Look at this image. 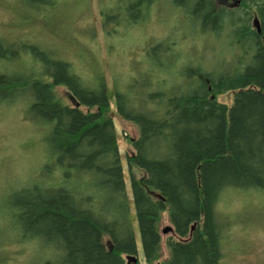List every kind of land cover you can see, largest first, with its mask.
<instances>
[{"label":"trees","instance_id":"trees-1","mask_svg":"<svg viewBox=\"0 0 264 264\" xmlns=\"http://www.w3.org/2000/svg\"><path fill=\"white\" fill-rule=\"evenodd\" d=\"M20 1L34 10L58 2ZM100 1L102 28L111 34L148 21L158 2ZM218 1L172 3L187 11L196 28L191 36L212 32L228 40L235 52L226 62L209 70L202 61L190 64L183 57L190 37L182 35L177 50L176 42L165 48L173 60L166 52L160 68L148 65L130 83H114L112 92L101 72L93 83L53 50L0 38V105L46 129L43 160L0 209V231L32 245L30 264H221L234 223L219 220L228 215L218 205L231 194L264 191V0H239L236 8ZM21 52L34 58L27 73L5 64ZM155 69L163 74L155 77ZM112 98L117 117L137 130L125 152L130 199ZM163 213L173 228L166 257L158 227Z\"/></svg>","mask_w":264,"mask_h":264},{"label":"rangeland","instance_id":"rangeland-1","mask_svg":"<svg viewBox=\"0 0 264 264\" xmlns=\"http://www.w3.org/2000/svg\"><path fill=\"white\" fill-rule=\"evenodd\" d=\"M102 5L100 0H58L53 7L43 5L40 10H34L20 0H0V38L12 43L36 44L49 52L53 50L84 77H90L93 83L99 76L97 72H101L111 92L114 83L125 85L132 75L139 76L142 71L145 72L148 65L155 64L160 68L168 56L166 52L169 55L174 52L165 48L168 44L172 47L171 42H176L173 48L177 50L182 35H189L188 42L191 41L184 44L189 47V52L183 57L189 59L190 64L202 61L206 70L219 68L223 57L227 59L235 52L220 33L191 36L196 28L190 23L187 11L172 0H158L154 6L155 14L148 21H139L130 28L123 24L112 34L102 28L99 17ZM32 59L29 52H21L5 64L9 67L15 65L22 69L16 71L27 73ZM151 73L155 77L163 74L158 69ZM170 81L174 80L171 78ZM55 91L63 101H69L63 88L57 87ZM110 113L130 199L125 152L131 150L129 139L136 137L137 130L131 123L117 117L113 98L110 99ZM45 130V127L23 119L16 108L0 105V209L11 189L25 185L26 177L43 160L45 144L42 137ZM218 209L220 215H228L219 218L223 224L230 226L234 223L229 228L230 233L228 231L225 235L226 254L221 264H264V191H252L250 195L231 194L218 205ZM133 214L131 204V217ZM133 224L137 252L144 262L137 224ZM170 225L166 213H163L158 227L164 257L167 256L165 240L171 233H162V229ZM10 239L8 232L0 231V264H30L33 259L32 245L14 243Z\"/></svg>","mask_w":264,"mask_h":264},{"label":"water","instance_id":"water-1","mask_svg":"<svg viewBox=\"0 0 264 264\" xmlns=\"http://www.w3.org/2000/svg\"><path fill=\"white\" fill-rule=\"evenodd\" d=\"M234 3H235V5H237L239 3V0H235ZM251 25L256 30L257 33L261 32L259 20L256 16L253 17ZM263 46H264V37H263ZM209 89H210V87H209ZM211 98H213V95H211ZM172 230L173 229L171 226H166L162 229V233L172 232Z\"/></svg>","mask_w":264,"mask_h":264},{"label":"flooded vegetation","instance_id":"flooded-vegetation-1","mask_svg":"<svg viewBox=\"0 0 264 264\" xmlns=\"http://www.w3.org/2000/svg\"><path fill=\"white\" fill-rule=\"evenodd\" d=\"M220 3V5H223L227 8H236L238 7V4L237 5H234L235 3V0H220L218 1ZM259 34V33H258ZM264 37V36H263ZM263 37H262V42H263Z\"/></svg>","mask_w":264,"mask_h":264}]
</instances>
